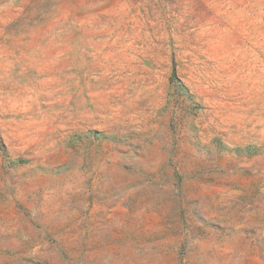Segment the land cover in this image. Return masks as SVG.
<instances>
[{"label": "rangeland", "instance_id": "374dc122", "mask_svg": "<svg viewBox=\"0 0 264 264\" xmlns=\"http://www.w3.org/2000/svg\"><path fill=\"white\" fill-rule=\"evenodd\" d=\"M0 264H264V0H0Z\"/></svg>", "mask_w": 264, "mask_h": 264}]
</instances>
